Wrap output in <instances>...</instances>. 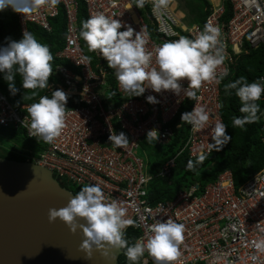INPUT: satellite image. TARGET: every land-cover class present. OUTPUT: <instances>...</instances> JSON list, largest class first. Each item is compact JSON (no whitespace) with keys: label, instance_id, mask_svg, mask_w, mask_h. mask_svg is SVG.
Wrapping results in <instances>:
<instances>
[{"label":"built area","instance_id":"2783aa9c","mask_svg":"<svg viewBox=\"0 0 264 264\" xmlns=\"http://www.w3.org/2000/svg\"><path fill=\"white\" fill-rule=\"evenodd\" d=\"M82 1L88 18L103 13L145 35V49L153 53L149 70L158 68L157 46L180 36L195 39L206 24L220 29L219 41L226 54L224 63L216 69L217 79L222 72L228 75L236 57L247 51L246 44L253 49L264 48V0H228L232 14L228 20L222 19L223 0H218L217 4L210 2L204 26L187 22L177 0H171L169 7L162 11L153 10L152 0H147L141 9L135 6L136 0ZM59 7L65 13V36L55 56L68 66L58 64L53 68V80L49 83L51 87L46 88V95L51 96L55 89L68 93L65 127L51 143L38 139L32 135L30 127L22 124L24 118L26 123L30 121L27 105H12L0 90V127L23 131L27 140L35 142L33 148L9 150L24 156V161L50 170L60 184L72 185L77 191L85 184H99L106 202L116 201L127 210L126 218L138 225L135 226L138 231L135 242H146L155 223L172 220L182 224L184 239L179 245L180 254L171 264H264V248L256 247L257 242L264 241V164L238 188L231 172L226 170L215 181L204 185L199 193V186L194 185L178 191L172 199L148 204L147 184L152 177L146 183L141 182L142 177H149L145 174L141 142L148 130L156 128L159 137L155 144H167L175 130L183 127L181 123L171 126L170 122L187 98L188 81H182L185 94L182 92L179 96L171 91L157 93L150 87L140 96H127L116 78V70L108 66L99 50L93 52L94 64L85 55L79 40L77 0H59L58 3L46 0L31 13L15 12L21 36L28 31V24L49 32L50 19L57 16ZM109 77L113 78L112 85L108 84ZM261 78L264 74L257 82H261ZM220 85L221 79L219 83L214 79L203 82L197 90L190 111L204 106L209 120L196 132L186 123L182 147L163 163L158 176H170L175 158L182 151L190 158L210 153L214 126L223 122ZM148 95L155 96L159 102H147ZM260 101H264V94ZM260 121L264 130V110ZM111 131H123L129 139L127 146L117 148L111 144L108 140ZM261 140L264 144V131ZM139 264H156V261L145 251Z\"/></svg>","mask_w":264,"mask_h":264},{"label":"clouds","instance_id":"9594fccd","mask_svg":"<svg viewBox=\"0 0 264 264\" xmlns=\"http://www.w3.org/2000/svg\"><path fill=\"white\" fill-rule=\"evenodd\" d=\"M46 0H0V11L11 7L13 11L28 14L44 4ZM59 0H52L58 3ZM147 0H136L135 6L143 8ZM153 10L167 9L171 0H152ZM132 5H129L131 8ZM124 28V30H121ZM85 41L88 50H99L108 63L115 69L116 78L120 86L129 97L142 95L146 87L159 93L171 91L179 96L185 94L182 81L187 79L190 90L187 98L195 100L197 90L203 82L223 79L227 72L220 73L217 79L216 69L225 61L226 54L219 41L221 31L218 27L206 24L203 31L195 38L180 36L177 40L166 41L155 49V58L158 68H151L152 52L145 49L147 40L141 32H136L131 26L124 25L114 17L97 13L82 21L79 33ZM8 40L6 45H0V74L7 82L12 95L19 92L16 87V78L19 77L25 90L31 89L30 94H24L23 99L33 100L39 95L37 90L51 87L49 78L53 73L51 61L53 55L46 44L38 41L29 31L23 32L19 41ZM147 82V86H145ZM235 89V94L241 101L240 112L247 115L233 118V127H243L247 123L258 120L260 105L256 103L264 94V78L261 82L249 83L241 76L225 85V91ZM230 94V93H229ZM68 93L62 89L53 90L51 96H39L38 100L27 105L28 123L25 118L22 124L30 127L32 135L51 143L61 135L65 127L66 105ZM146 101L158 103L153 95H148ZM209 120V113L204 106L194 107L189 112L181 114V121L191 125L194 132L201 130ZM228 126L217 122L211 135L212 149L220 150L232 137L226 132ZM159 137L158 129L147 131L146 141L156 142ZM108 140L117 148H124L129 143L127 135L121 131L110 132ZM205 155H200L196 163H202ZM194 167L189 161L188 168ZM150 177H142L146 183ZM127 210L116 201L106 202L102 187L99 184H85L73 195L66 206L50 208L48 218L50 222L57 218L69 226L72 232L81 229L85 239L81 243L82 250L88 257L93 248L103 250L106 246L115 249H125L128 264H139L145 251L154 258L156 264H171L179 256V245L184 237V226L172 220L158 222L151 226L152 235L146 242L137 240L129 245L125 238V229L137 226L131 218H126ZM78 218L86 223H79ZM256 247L264 248V241L257 242ZM107 253H105L106 255Z\"/></svg>","mask_w":264,"mask_h":264},{"label":"trees","instance_id":"16d2710c","mask_svg":"<svg viewBox=\"0 0 264 264\" xmlns=\"http://www.w3.org/2000/svg\"><path fill=\"white\" fill-rule=\"evenodd\" d=\"M78 1L77 8V25L78 33L82 26V21L86 20V8L82 0ZM179 8L186 14V20L189 23H196L204 26V21L207 15L210 13L211 3L209 0H177ZM224 13L222 14L223 20H228L231 17V5L228 0H223ZM65 13L64 10L59 7V11L56 17L50 19L51 30L49 32L42 30L41 28L28 24L27 30L35 35L39 42L46 44L52 55L51 61L52 68L58 64H68L58 59L55 54L61 49L64 43L65 36ZM80 36V35H79ZM19 41L22 39L20 34L19 25L17 22L15 11L9 6L3 11H0V45H6L8 40ZM80 44L84 50L85 55L90 59L91 63H95L93 52L88 50L85 41L79 37ZM246 52L239 54L236 57L235 62L231 65L227 76L221 79L220 94H221V106L220 115L224 124L228 127L226 132L232 137V139L225 144L220 150L210 148V153L205 155L206 159L202 163H196L198 157L190 158L186 151H182L180 155L175 158V166L171 170V174L167 178L158 176V172L163 163L172 158L182 147V139L186 134V123L181 121V114L189 112L193 100L186 98L180 106L177 114L170 122L171 126L177 123H181L183 127L175 130L174 137L169 141L166 146L171 147L174 144H179L180 147L172 157L161 156L156 159L154 163V176L152 177L149 186L147 201L148 204H155L159 201L169 200L174 198L176 193L180 190L189 189L191 186L198 185L199 193L203 186L209 182L215 181L217 176L229 170L232 175L233 183L236 188L241 186L246 180L252 177L258 172L264 164V144L261 140L263 134V128L260 121V114L264 110V101L258 100L256 103L260 105V112L258 120L253 123H247L242 128L233 127L234 117H243L247 114L240 112L241 101L235 94V89H229L228 93L225 91V85L235 81L239 77L243 76L246 80L251 82H257L258 78L264 74V48L259 46L257 48H249L245 45ZM53 80L50 76L49 83ZM16 87L19 89L15 95L10 93L7 82L3 79V74H0V90L8 98L14 106L28 105L39 99V96L46 95V88L43 90H37L39 95L33 100H24L23 95L30 94L31 89L25 90L22 87V82L19 77L16 78ZM113 78H108V84L112 85ZM230 93V94H229ZM7 138L11 144H6L0 139V157L24 161V156L15 154L10 151L9 148L15 147L17 150L20 148H28L30 143L24 136V132L20 130H11L9 128L0 127V136ZM146 138L141 142L140 152L144 151L148 145ZM155 145V142L150 145ZM159 146V145H157ZM33 148V147H32ZM142 153V152H141ZM156 154V151H154ZM143 154V153H142ZM144 156V154H143ZM145 157V156H144ZM192 161L194 167L189 169L188 163ZM62 183V182H61ZM61 186L70 190L73 194L78 191L75 187H71L66 183L60 184ZM138 236V231L135 226H129L125 229V238L128 240L129 245L134 244ZM122 252L118 256V264H128L127 257L125 256V249H121Z\"/></svg>","mask_w":264,"mask_h":264},{"label":"water","instance_id":"95a60500","mask_svg":"<svg viewBox=\"0 0 264 264\" xmlns=\"http://www.w3.org/2000/svg\"><path fill=\"white\" fill-rule=\"evenodd\" d=\"M73 195L50 170L0 157V264H118L121 249L94 247L88 257L81 229L49 221L48 210L66 206Z\"/></svg>","mask_w":264,"mask_h":264},{"label":"rangeland","instance_id":"374dc122","mask_svg":"<svg viewBox=\"0 0 264 264\" xmlns=\"http://www.w3.org/2000/svg\"><path fill=\"white\" fill-rule=\"evenodd\" d=\"M108 93H110V91H108ZM0 139L2 141H4L6 144H11V141L9 142V140L7 138H2V135L0 136ZM184 139H185V137H184ZM184 139H182V141ZM27 141L30 143L31 147H35L33 145V143H35L33 140H27ZM183 142H182V144H183ZM147 145L148 146L145 149H143L144 151H141V152L144 154L145 160H146L145 174L149 177L154 176V173H155L154 172V163L156 162L157 158H159L161 156H166V157L170 158L173 156V154H175L177 152V150L180 147L179 144H174L171 147L166 146V145L157 146L156 144L150 145V143H147ZM26 147H29V146H26ZM20 149H24V148H20ZM154 151H156V154L154 153ZM150 181H151V179H150ZM150 181L147 184V189H148ZM71 187H74V186L71 185Z\"/></svg>","mask_w":264,"mask_h":264},{"label":"bare ground","instance_id":"6f19581e","mask_svg":"<svg viewBox=\"0 0 264 264\" xmlns=\"http://www.w3.org/2000/svg\"><path fill=\"white\" fill-rule=\"evenodd\" d=\"M209 1L212 2V3H214V4H217L218 3V0H209Z\"/></svg>","mask_w":264,"mask_h":264}]
</instances>
